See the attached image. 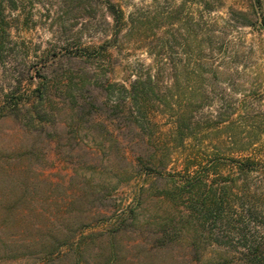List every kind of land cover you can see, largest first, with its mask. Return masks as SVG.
Here are the masks:
<instances>
[{
	"label": "rangeland",
	"instance_id": "rangeland-1",
	"mask_svg": "<svg viewBox=\"0 0 264 264\" xmlns=\"http://www.w3.org/2000/svg\"><path fill=\"white\" fill-rule=\"evenodd\" d=\"M106 1L123 10L122 31L108 54L82 57L84 46L113 39ZM260 21L264 0H0V112L7 110L0 116V237L35 260L49 247L57 250L52 264H75L80 236L86 237L78 264H106L108 257L109 264H198L188 248L191 229L180 242L156 246L159 224L179 213L159 196L165 178L137 161L139 154L166 161L159 148L169 126H149L159 141H147L104 111L100 84L128 83L155 65L161 50L165 62L174 61L178 82L199 88L200 67L191 66L206 59L199 47L210 57L211 45L220 73L205 78L211 102L200 104L210 113L209 149L227 155L230 137L246 141L245 153L264 165ZM15 104L18 115L8 114ZM193 104L199 105L198 96ZM219 112L220 130L212 121ZM193 115L197 136L186 149L196 151L203 124L200 111ZM173 157L170 173L180 167ZM251 183L264 192V173H254ZM232 255L207 246L202 259Z\"/></svg>",
	"mask_w": 264,
	"mask_h": 264
},
{
	"label": "trees",
	"instance_id": "trees-1",
	"mask_svg": "<svg viewBox=\"0 0 264 264\" xmlns=\"http://www.w3.org/2000/svg\"><path fill=\"white\" fill-rule=\"evenodd\" d=\"M105 5L112 21L110 31L113 39L95 48L91 45L84 46L79 54L82 57L97 59L108 54V47L115 44L122 31L123 10L112 1H106ZM260 24L264 27L263 21ZM203 49L204 47H199L202 57L206 59L198 57L194 66H191L192 69H197L196 65L200 67L199 88L193 87L188 81L181 85L174 61L170 58L165 62L163 52L158 50L154 53L155 65L145 72L136 71L128 83L109 80L101 83L100 88L106 95L101 107L112 114L111 119L129 123L139 129L147 141L154 143L159 138H156L157 133L149 126H169L167 142L159 148L163 156L167 157L166 161L162 157L152 161L145 154H139L137 159L139 165L151 170L150 173L165 178V185L159 189V196L170 202L179 213L178 219H168L159 224L155 237L156 246L165 248L180 242L183 232L191 229L188 248L198 264H231L233 261H238L239 264H264V203L261 201L264 200V192L257 184L251 183L254 173H264V165L259 159L245 153L246 141L230 137L227 155H219L209 149L210 141L207 138L212 128V125L208 126V123L211 124L210 113L207 111L206 114L200 104H210L211 91L205 87L204 81L205 78L209 79V76L220 73V66L213 63L215 57L212 55V46L208 47L211 58L203 53ZM184 69L190 72L185 67ZM34 90L40 93L37 97L42 96L41 86H36ZM196 96L199 97V105L193 104ZM19 110L15 104L8 114L18 115ZM196 110L201 112L203 125L200 130L202 136L194 151L186 149V144L197 136L192 126L198 120L193 115ZM6 111H1L0 116L7 114ZM221 115V112L216 113V119L212 120L219 130V124L223 121ZM175 154L180 167L170 173L167 166ZM222 160L227 162L224 164ZM222 164L226 168L225 173L220 171ZM260 232L262 234L257 236ZM85 237L76 239L75 264H78L79 248ZM13 245L16 246L14 241L0 237V261L30 260L27 264H52L60 256L49 245V249L35 260L29 253H18V248L13 249ZM61 245L64 244L61 242ZM207 246L232 252L233 260L225 258L203 261V251ZM107 260L106 264H109L111 257Z\"/></svg>",
	"mask_w": 264,
	"mask_h": 264
}]
</instances>
